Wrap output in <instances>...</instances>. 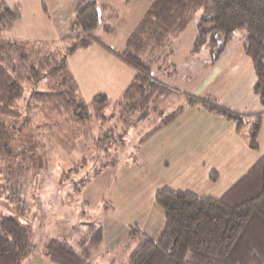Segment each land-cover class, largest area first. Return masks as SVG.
<instances>
[{"label": "rangeland", "instance_id": "rangeland-1", "mask_svg": "<svg viewBox=\"0 0 264 264\" xmlns=\"http://www.w3.org/2000/svg\"><path fill=\"white\" fill-rule=\"evenodd\" d=\"M17 1L0 0V11L6 6L13 7ZM64 1L47 0L41 7L52 26L63 17L64 25L68 23V5ZM78 1L74 6V18ZM97 1L102 3L103 0ZM142 2L144 0H104L101 6L105 7V11L94 36L103 44L120 50L118 47L127 36L128 26L135 25L142 17ZM94 3L99 6L96 1ZM110 3L115 10L110 9ZM17 6L20 8V5ZM131 9L137 17L126 15ZM58 10L63 13L60 14ZM105 16L106 21L103 20ZM73 21L70 33L60 39L35 37L42 33L32 22L30 31L25 28L23 33L10 30L4 35L7 38L4 37V40H9L11 44L12 61L20 65L24 96L19 103V119L0 117L7 126V135L12 133L8 139L9 152L0 150V218H14L29 228L30 253L22 259L21 264H52L44 249L48 241L55 239L74 247L82 233L90 227H99L102 233L101 247L92 264H127L129 249L133 247L129 246L132 241L130 235L137 230L142 234L140 230L157 226L159 218H164L155 203L157 191L168 189L189 192L198 198H219L232 179L246 172L245 168L242 172L234 171V166L237 165L238 169L245 159L243 154H232L231 148L221 153L226 166L219 162L217 154L177 155L162 146V140L168 137H154L157 133L142 142L164 120L163 115L184 104L180 92L172 93L164 105L159 103L156 108H150L149 113H143L145 116L140 112L126 116L125 123L120 121L124 114L117 101L121 95L114 101L104 94L109 101L99 107L94 98L102 93L90 90L88 95H84L77 85L79 96L91 115L87 124H72L66 114H54L42 109L33 101V93L57 92L58 84L44 79L37 86H32L26 79L27 68L35 67L47 55L63 53L66 47L73 45L72 37L79 33L73 31ZM194 26L192 22L186 31L192 32ZM218 61L212 65L209 60V68L213 69ZM160 62L165 66L167 61ZM157 72L161 75L166 73L160 69ZM225 73L226 70L222 68L218 75L224 76ZM248 81H252L250 76ZM184 95L186 102L187 97H192ZM203 99L215 101L211 96ZM254 121L244 125L241 135L249 134ZM26 122L27 125L23 127ZM13 128L18 132H14ZM177 150H180L178 146L174 147L173 151ZM253 154L254 161L264 154V131L259 137V149ZM182 164L185 166L181 168ZM212 171L220 176L218 180H213ZM209 176L212 179H208Z\"/></svg>", "mask_w": 264, "mask_h": 264}, {"label": "trees", "instance_id": "trees-1", "mask_svg": "<svg viewBox=\"0 0 264 264\" xmlns=\"http://www.w3.org/2000/svg\"><path fill=\"white\" fill-rule=\"evenodd\" d=\"M104 11V6H97L92 0H79L72 24L73 31L79 33L72 37L73 45L66 47L63 53L47 55L26 71V79L32 86L44 79L57 82V92L36 91L33 101L50 113L66 114L72 124L85 125L91 115L71 78L67 59L76 51L93 45L110 51L94 36ZM20 17L17 5L0 11V117L14 120L21 117L19 103L24 89L20 65L12 61L11 44L4 40V35ZM192 22L195 36L191 52H205L212 65L234 41L242 43L255 74L253 92L264 107V0H150L147 10L128 35L124 50L114 52L134 71L132 81L117 100L124 114L121 122L125 123L126 116L146 113L159 103L164 105L176 92L159 81L154 71ZM108 101L104 94L94 98L99 107ZM187 106H199L233 120L238 128L243 124L242 116L215 101L192 96L187 97ZM184 108L179 106L163 115L164 120L142 142L175 121ZM262 115L264 110L256 115L248 134L249 147L254 151L258 150ZM25 124L27 122L23 127ZM6 128L0 119V150L9 152L8 139L12 133L7 135ZM12 130L18 132L15 128ZM154 199L163 212L164 229L157 239L138 230L133 232L127 264H264V154L219 198H198L189 192L163 189L156 192ZM101 236L99 227H90L74 247L52 239L44 249L52 264H92L101 247ZM30 242L28 226L14 218H0V264H21L30 253Z\"/></svg>", "mask_w": 264, "mask_h": 264}, {"label": "crops", "instance_id": "crops-1", "mask_svg": "<svg viewBox=\"0 0 264 264\" xmlns=\"http://www.w3.org/2000/svg\"><path fill=\"white\" fill-rule=\"evenodd\" d=\"M76 1L77 0L64 1L68 5L66 14L68 25H64L63 17L58 24H55L57 27L54 25L52 26L47 15H44L42 12L41 7L47 0H19V2L17 1L18 3L14 2V4L20 5L21 18L12 25L11 30L13 32L23 33L25 28L27 31H30L32 22L35 28L42 33L35 37L60 39L62 36L70 33V24L74 18V6ZM93 1H96L99 6L104 3V0L102 3H99L97 0ZM149 3L150 0H144V2L140 4L142 8H140L142 12L140 16H143L142 14L147 10ZM110 5H108L111 7L110 9L115 10L112 3H110ZM116 9L119 11L121 10V8ZM58 12L60 14L63 13L59 10ZM122 12L124 13V7H122ZM132 14V9L130 11L128 10L126 13L128 17ZM55 15H57V12H55ZM133 17L137 16L133 14ZM105 19H107L106 16L103 17V20ZM139 20L140 17L135 25L132 24L129 25L130 27L128 26L127 36L131 33ZM194 36L195 27L192 32L189 33L186 31L178 37L171 46L170 53L165 59L167 61L166 65L163 66V63H159L155 68L154 74L158 69H160L161 72L166 71L164 75H161L160 72H157L155 75L165 85L176 90L174 93L179 94L178 92H180V95H183L182 100L184 104L180 106H185V108L175 121L163 128L154 137L158 135H162L164 138L168 137L167 140H162V146L177 155L191 154V156H196L204 153L212 156V154H217V158L220 159L219 162L222 163L223 166H226V161H224L221 153H225L228 148H231L232 154H243L245 159L238 169L237 165H233L235 168L234 171L240 170L239 172H242L243 168H245L244 170L247 172L262 155L259 158L256 157L254 161V150L249 147L247 141L248 132L246 134L243 133V135H241V132L246 123H252L256 115L264 110L259 98L253 93L255 81L251 61L245 55L241 42L236 41L230 45L217 65L211 69L209 68V58L205 52H201L197 54V56L196 54H192L191 50ZM125 39L121 41L118 47L120 50L104 43L110 51L99 45H93L88 49L75 52L68 58V68L81 94L88 95L89 91L93 90L97 93L105 94L110 100L115 101L119 98L134 77V71L121 62L114 53H119L124 50ZM238 48L239 50L237 51ZM222 68H224L227 73H225L224 76H219L218 73ZM234 73L236 74L235 78L233 77ZM249 76L252 80L251 83L248 81ZM242 93L245 94L244 97L241 96ZM184 94H189L198 98H207L211 96L221 107L239 114L242 118H248L247 120L243 119L241 128H238L235 121L212 114L199 106L186 107ZM234 98L244 99L237 101ZM263 131L264 115H262L259 137ZM176 146H178L180 150L173 151ZM222 147L224 149H221ZM183 160L184 157L182 158V161ZM183 166L185 165L182 164L180 167L182 168ZM246 172L244 174L242 173L243 175H240V177L232 179L231 183L227 185L229 186L227 190L244 176ZM211 176L214 177L213 180H218L220 178L215 171H212ZM211 176H209L208 179H212ZM226 191L224 193H226ZM163 229L164 218L163 220L159 218L157 226H151L140 231L151 239H157L161 235Z\"/></svg>", "mask_w": 264, "mask_h": 264}]
</instances>
